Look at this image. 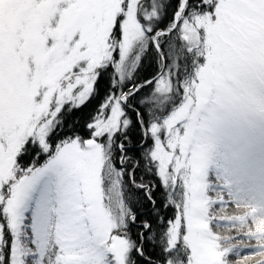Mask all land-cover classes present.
<instances>
[{
    "label": "snow or ice",
    "instance_id": "obj_1",
    "mask_svg": "<svg viewBox=\"0 0 264 264\" xmlns=\"http://www.w3.org/2000/svg\"><path fill=\"white\" fill-rule=\"evenodd\" d=\"M0 264H264V0H0Z\"/></svg>",
    "mask_w": 264,
    "mask_h": 264
},
{
    "label": "trees",
    "instance_id": "obj_2",
    "mask_svg": "<svg viewBox=\"0 0 264 264\" xmlns=\"http://www.w3.org/2000/svg\"><path fill=\"white\" fill-rule=\"evenodd\" d=\"M154 70H155V66L153 65V67L149 69V71H154Z\"/></svg>",
    "mask_w": 264,
    "mask_h": 264
}]
</instances>
